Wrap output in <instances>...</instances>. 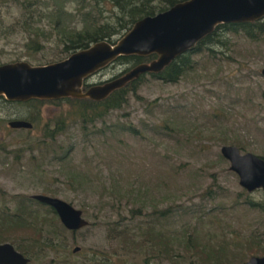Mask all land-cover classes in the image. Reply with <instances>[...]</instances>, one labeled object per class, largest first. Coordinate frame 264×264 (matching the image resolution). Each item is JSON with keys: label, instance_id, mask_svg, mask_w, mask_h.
<instances>
[{"label": "rangeland", "instance_id": "rangeland-1", "mask_svg": "<svg viewBox=\"0 0 264 264\" xmlns=\"http://www.w3.org/2000/svg\"><path fill=\"white\" fill-rule=\"evenodd\" d=\"M61 4L0 0V65L65 57L56 21ZM74 5L65 2L72 15L60 25L81 26ZM223 40L225 45L213 46L214 56L205 47L191 53V69L176 83L144 75L136 91L140 99L130 92L124 109L110 110L87 132L71 101L43 105L40 122L27 132L8 121L24 119L29 111L0 100V207L11 213L26 200L12 196L45 194L69 202L88 221L73 235H61L53 249L39 243L30 264H109L118 246L106 223L129 218V210L139 206L148 212L178 207L176 226L195 230L201 242L224 245L235 256L232 264L251 256L246 247L251 238L255 247L264 245V191L240 186L220 152L221 146L240 142L241 152L264 155V37L251 41L237 33ZM129 67L110 63L85 82L102 84ZM56 120L65 128L43 144L44 127L54 131ZM69 170L78 182L66 180ZM26 233L17 235L31 234Z\"/></svg>", "mask_w": 264, "mask_h": 264}, {"label": "trees", "instance_id": "trees-1", "mask_svg": "<svg viewBox=\"0 0 264 264\" xmlns=\"http://www.w3.org/2000/svg\"><path fill=\"white\" fill-rule=\"evenodd\" d=\"M68 1L75 3V16H81V26L79 28L76 26L67 27V24H65V27L62 24L60 25L66 15H72L71 13L66 14L65 2ZM182 1L185 0H62L61 9L56 14V21L60 30L58 32L61 34L60 40L63 44V51L67 53L65 57L101 40L114 43L137 20L164 11ZM106 8H108L109 14L103 16V13L107 11ZM226 33H242L251 41H259L264 37V18L252 22L219 24L212 33L200 39L194 48L177 56L160 72L146 74L153 78H159L164 82H178L186 71L191 69L192 61L189 55L193 52H199L205 47L204 49L208 51L210 56H214L213 46L225 45L223 37L228 35ZM155 58L156 54L154 53L147 56L130 54L120 56L112 63L130 65L129 68H132L137 64L150 62ZM146 74H141L138 78L128 81L124 86L114 89L101 100L68 96L56 99L31 98L25 101H11L5 99L2 95H0V100L9 105L25 107L29 112L26 113V119H24L30 121L32 127L40 122L43 105L65 100L71 101L72 106L76 107L75 114L80 120L82 129L87 132L90 124L95 121H103L110 110L124 109L128 105V94L130 92L139 98L136 94L138 84ZM84 88H87V86L85 85ZM64 128L63 120H56L54 131L50 126H45L41 141L54 140L55 134L63 131ZM30 131L31 128L27 129V132ZM237 146L245 150L242 143L238 142ZM65 172L71 174L69 173L70 170ZM76 176V174H71L66 180L76 183L79 181ZM128 189L130 193L131 188ZM12 197H22L26 200H20L18 203L20 204L19 209L11 213L6 207H0V243L8 241L14 243L18 251L29 257L30 261L27 264H30L31 259L34 258L32 252L39 243L42 242L41 244H44L46 248L53 249L60 245L58 240L61 235L65 236L66 232L73 235L77 231L66 229L60 222L57 213L50 206L29 196L16 195ZM33 202L39 207L37 208ZM47 207L48 212L45 211ZM176 209L178 207L169 205L166 208H154L148 212L144 209V206H139L129 210V218L120 215L118 221L107 222L108 232L118 246L116 250H113L112 258L108 259L109 264H158L155 258L166 259L170 264L233 263L235 256H229L224 245L214 246L201 242L195 230H189L186 225L176 226L174 218L178 216L179 212ZM135 219L137 221H134ZM47 224L51 226L47 229L43 228ZM25 231H28L26 234H29V232L31 234L26 235L24 238L17 235L19 232L25 234ZM19 238L20 242H18ZM250 241L252 244H246V247L251 256L264 254V245L259 244L255 247V239L251 238Z\"/></svg>", "mask_w": 264, "mask_h": 264}, {"label": "water", "instance_id": "water-1", "mask_svg": "<svg viewBox=\"0 0 264 264\" xmlns=\"http://www.w3.org/2000/svg\"><path fill=\"white\" fill-rule=\"evenodd\" d=\"M264 18V0H185L152 16L137 20L114 43L101 40L77 50L64 59L42 65L16 61L0 65V95L11 101L31 98L61 97L105 98L114 89L124 86L141 74L158 73L177 56L191 50L216 26L224 23L252 22ZM156 54L150 62L135 65L121 75L99 85L84 88L86 79L123 55ZM261 73L264 75V68ZM11 128H32L25 119L8 121ZM222 156L229 169L238 176L239 185L251 192L264 191V159L251 153H241L235 145H223ZM32 198L50 206L68 230L88 225L80 209L69 202L45 194ZM75 247L73 251H77ZM29 257L10 242L0 243V264H27ZM243 264H264V255L250 256Z\"/></svg>", "mask_w": 264, "mask_h": 264}, {"label": "flooded vegetation", "instance_id": "flooded-vegetation-1", "mask_svg": "<svg viewBox=\"0 0 264 264\" xmlns=\"http://www.w3.org/2000/svg\"><path fill=\"white\" fill-rule=\"evenodd\" d=\"M114 78V77H113ZM112 79V78H111ZM90 82H86V86L88 87V86H90ZM239 148V147H238ZM239 150L241 151V149L239 148ZM247 152H249V151H247ZM241 153H246V152H241ZM252 153V152H251ZM253 154H255V153H253ZM255 155H257V156H259V157H261V158H263L264 159V155H258V154H255ZM245 189V188H244ZM257 189H261V188H257ZM246 190V189H245ZM256 190V189H255ZM254 191V190H253Z\"/></svg>", "mask_w": 264, "mask_h": 264}]
</instances>
